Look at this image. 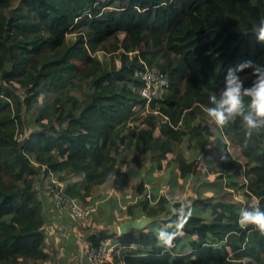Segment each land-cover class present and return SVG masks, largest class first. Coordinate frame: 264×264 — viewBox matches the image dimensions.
<instances>
[{"label":"trees","instance_id":"1","mask_svg":"<svg viewBox=\"0 0 264 264\" xmlns=\"http://www.w3.org/2000/svg\"><path fill=\"white\" fill-rule=\"evenodd\" d=\"M144 66L169 81L148 104ZM213 151L229 191L150 199L152 172L183 188ZM135 172L117 224L151 223L88 247L110 238L123 264H264V0H0V264L48 259L57 190L91 206L108 186L125 203Z\"/></svg>","mask_w":264,"mask_h":264},{"label":"crops","instance_id":"2","mask_svg":"<svg viewBox=\"0 0 264 264\" xmlns=\"http://www.w3.org/2000/svg\"><path fill=\"white\" fill-rule=\"evenodd\" d=\"M198 120L199 121L201 120L203 122L205 121L215 122L214 119L209 116L199 117ZM183 150H185L184 146H183ZM215 154L218 157H220L219 154H217L215 151L209 153L208 155H204L202 153H199L197 155V160L201 162L200 170H198L196 175H194L191 179H189V182H191L193 178L198 175V173L200 174V176L203 175L204 179L206 175H211L212 173L215 174L214 176L224 173L218 165L220 163V159H219V163L215 162L216 161L214 158ZM213 166L218 168L219 170L214 171V169L212 168ZM205 167H207V169ZM168 170L165 173L156 172V171L152 172L151 181L148 184H146V188H147L146 192L150 195V199H152L151 196L155 197V200L156 198H159L160 196H167L169 199H172L167 195V193H165V190L168 191L169 193L171 192L172 188L170 187L169 183L166 182L167 187L166 188L164 187L165 175H167V181L170 177ZM138 174H141V172H135L134 176ZM69 179L71 181H76L78 177H70ZM201 180H196L194 185L200 186ZM155 183H158V185L157 184L155 185ZM207 183L208 182L203 183L204 187H201V191H199L200 194L204 195V197L214 196V191L217 192L215 188H217V185L219 184L218 180H217L216 186H213L212 184L210 185V187L206 188L205 185ZM152 187H154V189H157L156 191H154L155 193L153 194L149 192L151 191L150 188L152 189ZM178 187H181V186H178ZM127 190H128V187L125 190L124 199H123L125 203H122L121 200L123 197L121 198V195L115 190H113L112 188L108 186H99L98 188H95L91 194V197L89 198L90 200H92V203H96V202L99 203L98 205L99 209L97 211L99 212L97 213L98 217L96 216V219L94 220H92V217L86 220H83V221L76 220L69 214L56 212L54 211L51 203L48 201V198H46L44 206H45L47 218H46V225L44 227V232L46 236L45 252L48 254V259L44 261L43 263L49 262V264H53L54 261L57 260L56 264H86V260L84 258L83 253L82 255L80 254H81L82 246L84 248L83 250L85 254L86 249L88 248V245H89L90 237L97 236L103 231H107L108 233H114L116 234V236H119L118 230L115 231V227H118L119 225L117 224L118 221H120L122 218H125L126 207L128 206V204L132 202L131 201L132 193L131 191L129 192ZM182 191H184V189ZM234 195H235V192H234ZM200 197L203 198V196H200ZM176 200L184 201L180 199H176ZM113 209L117 212L118 217L104 224L103 222L105 221V217L109 215V212H111V210ZM122 209L125 210L123 211L124 216L120 217V215H122L120 213V210L122 211ZM48 236H49L51 245L55 248L54 252L52 253H50V250L46 246V242H48ZM103 243L106 246L112 245L109 247L113 248V261H115V259H118V261L123 264V261H122L123 255L121 254V252H123L124 249L122 247L118 248L114 246V242H112V239L110 238L106 239ZM80 245H81V248H80ZM132 247L136 248L138 247V244H135ZM52 255H54L55 257H52Z\"/></svg>","mask_w":264,"mask_h":264},{"label":"built area","instance_id":"3","mask_svg":"<svg viewBox=\"0 0 264 264\" xmlns=\"http://www.w3.org/2000/svg\"><path fill=\"white\" fill-rule=\"evenodd\" d=\"M110 1V0H103ZM142 80V87L139 91L140 96L146 101V104L154 98L162 95L169 88L167 76L160 70H151L144 66L139 72ZM56 211L69 214L74 219L86 220L95 213V207L84 206L81 203L70 199L57 190L51 197ZM86 264H113V248L105 244L100 246H89L85 252Z\"/></svg>","mask_w":264,"mask_h":264},{"label":"rangeland","instance_id":"4","mask_svg":"<svg viewBox=\"0 0 264 264\" xmlns=\"http://www.w3.org/2000/svg\"><path fill=\"white\" fill-rule=\"evenodd\" d=\"M100 58H101V56H100ZM205 119V118H204ZM205 121V120H204ZM228 149H229V151L231 152V153H233V151L235 152L236 150L232 147V145H230V144H228ZM176 152H177V150H176ZM188 154H190V153H188L187 151H184V155L185 156H187ZM214 158H215V162H217V163H219V157L215 154L214 155ZM200 162V161H199ZM200 164H201V162H200ZM128 168L129 167H131V165L130 164H128V166H127ZM206 169H207V167H205ZM213 169H214V171L215 170H219L218 168H216V167H212ZM172 175H174V174H172ZM215 174L214 173H212L211 175H206L205 176V179H204V177H203V175H201L200 176V174L198 173V175L197 176H195L194 178H193V180L191 181V182H187V183H185V185L184 184H182L183 185V188H181V187H175V188H172L171 189V192L169 193L168 191H166L165 190V193H167V195L170 197V198H172V199H180V200H184V201H187V202H189V201H191L195 196L196 197H200V196H203L204 197V195H201L200 194V192L199 191H201V187H204V185H203V183H206V182H208L205 186H206V188L207 187H210V185H212L213 184V186H216L217 185V182H215L216 181V179H215V176H214ZM142 176H143V174H138V175H136V176H133V177H129V179H128V190L127 191H131V193H132V190H133V188H134V186L140 181V179L142 178ZM43 178V179H42ZM42 178H40V181H44L45 182V184H47V183H50L51 182V180L50 179H45L44 177H42ZM171 178V177H170ZM201 179H203V180H201ZM196 180H201V185L200 186H195L194 185V183H195V181ZM205 181V182H204ZM213 181V182H212ZM167 175H165V185H164V187L166 188L167 187ZM158 185V183H155V185ZM186 186V187H185ZM96 188H98V187H96ZM215 188V187H214ZM41 189H44V188H41ZM184 189V191H182ZM185 189H186V191H185ZM216 190H217V193H218V195H221V194H225L227 191H229L230 189H226V187H225V184L224 183H221V185H217V188H215ZM191 190V191H190ZM223 190V191H222ZM39 191H40V188H39ZM170 191V190H169ZM231 195H229L228 196V200H230V201H234V202H237V203H239L240 205H242V201L244 202V199L241 201L238 197H237V194L235 193V195H234V193H233V189L231 188ZM42 192L43 191H40V195L42 194ZM207 193V192H206ZM186 194V195H185ZM39 195V196H40ZM208 195H210V194H208ZM215 195V194H214ZM219 197V196H218ZM89 201H92V200H90V199H88ZM99 203L98 202H96V203H92L91 202V206L90 207H95V213L93 214V215H91L90 217H92V220H94V219H96V216H97V213H99V212H97L98 211V209H99ZM85 206V205H84ZM87 207V206H86ZM123 211H125L124 209H122V211L120 210V213L122 214V215H120V217L121 216H124V212ZM96 214V215H95ZM89 217V218H90ZM98 217V216H97ZM118 217V214H117V212L113 209V210H111V212H109V215H107L106 217H105V221L103 222L104 224L106 223V222H110L112 219H114V218H117ZM115 231H117V227H115ZM46 246H47V248L50 250V253H52V252H54V250H55V248L51 245V242H50V240H49V236H48V242H46ZM80 248H81V245H80ZM84 248H83V246H82V250H81V254L80 255H82V253H83V255H84V258H85V254H84V250H83ZM52 257H55L54 255H52ZM56 262H57V260H55L54 261V263L53 264H56ZM26 264H31V263H26ZM35 264H49V262H47V263H43V262H36Z\"/></svg>","mask_w":264,"mask_h":264},{"label":"water","instance_id":"5","mask_svg":"<svg viewBox=\"0 0 264 264\" xmlns=\"http://www.w3.org/2000/svg\"><path fill=\"white\" fill-rule=\"evenodd\" d=\"M151 223L146 217H141L139 219H131L118 225L117 230L119 235L127 234L131 231H139L145 228Z\"/></svg>","mask_w":264,"mask_h":264},{"label":"bare ground","instance_id":"6","mask_svg":"<svg viewBox=\"0 0 264 264\" xmlns=\"http://www.w3.org/2000/svg\"><path fill=\"white\" fill-rule=\"evenodd\" d=\"M213 182V181H212Z\"/></svg>","mask_w":264,"mask_h":264}]
</instances>
